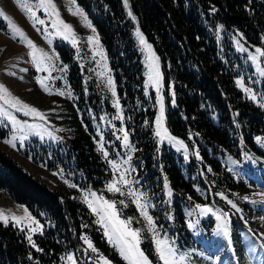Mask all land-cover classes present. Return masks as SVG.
<instances>
[{"label":"rangeland","instance_id":"374dc122","mask_svg":"<svg viewBox=\"0 0 264 264\" xmlns=\"http://www.w3.org/2000/svg\"><path fill=\"white\" fill-rule=\"evenodd\" d=\"M122 4L133 22L131 36L140 56L143 95L153 101L146 107L155 110L156 145L169 151L184 177L194 181L199 176L204 184L192 188L197 198L176 196L164 174L146 168L129 135L106 51L75 0H51L55 10L47 0H0V150L47 188L58 191L61 200L69 198L85 207L90 216L80 249L65 251L61 263L129 264L115 242L113 222L106 215L112 209L103 203L108 201L118 220L130 221L128 228L138 230L139 248L150 264H164L157 241L163 242L162 249L172 250L170 264H264V134L253 136L250 147L238 139V157L214 156L232 178L228 188L217 185L207 165L201 169L195 144L188 146L168 131L163 138L157 136L158 129H166L164 114L157 124L162 104L159 62L128 0ZM59 48H65L62 54ZM232 48L239 59L234 88L264 114V55L256 51L264 52V36L259 45L234 38ZM23 105L39 115L25 114ZM114 181L120 191L108 190ZM0 212L8 218L6 224L0 223L16 227L31 246L36 235L52 227L1 189ZM93 226L101 238H95Z\"/></svg>","mask_w":264,"mask_h":264},{"label":"trees","instance_id":"16d2710c","mask_svg":"<svg viewBox=\"0 0 264 264\" xmlns=\"http://www.w3.org/2000/svg\"><path fill=\"white\" fill-rule=\"evenodd\" d=\"M75 1L90 18L106 51L129 135L146 168L164 174L176 196L197 198L192 188L202 186V179L184 177L169 151L156 145L152 133L155 110L149 112L146 107L153 101L143 95L140 56L131 36L133 22L125 14L122 0ZM128 2L159 62L167 131L188 146L195 144L203 162L201 169L207 165L217 185L232 187V178L214 156L238 157V139L250 147L253 136L264 134L263 112L234 88V67L239 59L232 41L239 38L247 45L260 44L264 0ZM63 49L59 48L61 54ZM0 189L25 204L34 216L52 223L34 237V246L16 227L0 223V264H62L65 251L80 249V236L89 232L91 224L85 207L69 198L61 200L58 191L23 171L1 150ZM98 230L92 231L95 238H101ZM101 244L111 251L103 240Z\"/></svg>","mask_w":264,"mask_h":264},{"label":"snow or ice","instance_id":"6c2138e0","mask_svg":"<svg viewBox=\"0 0 264 264\" xmlns=\"http://www.w3.org/2000/svg\"><path fill=\"white\" fill-rule=\"evenodd\" d=\"M47 2L49 5H51V0H47ZM125 2H126V0H125ZM41 3H44V0H41ZM51 6H52L53 10H55L54 5H51ZM40 23H43V21H40ZM64 27L69 28V31H70V27L68 25H64ZM16 31L19 32L20 30L17 28ZM21 35H22V33H21ZM137 35H140L139 32H137ZM140 42H141V44L145 43L142 36H141ZM29 44H31V42H29ZM256 51L258 53H260L261 55H264V52H261V50L259 48H257ZM253 59H255V57H253ZM149 79H152V77L150 76ZM0 88H2V86H0ZM113 95H115V92H113ZM17 103H19V101H17ZM13 106H15V105H13ZM23 107L27 108V112L25 114L34 113L36 115H39V113H37L35 109L29 108L27 105H23ZM160 110H161V117H159L157 120L158 125L161 123L162 118H163V105L162 104H161ZM41 118H43V117H41ZM156 135L163 138V136L167 135V130L163 129L161 131L158 129L156 132ZM169 138H171V137H169ZM257 139L259 140V138H257ZM127 140H128V134L125 132V134H124L125 143H127ZM105 156H107V153H105ZM120 179H121V181H124L123 176H121ZM124 182L127 183V181H124ZM165 187H167V185H165ZM108 190L109 191H120L119 188L115 187V181L113 182V184L109 185ZM92 195L95 196V193H92ZM169 195H171V192H169ZM103 203L107 209H112V211L107 212L106 215L108 216V219L113 222V229H114L113 234L116 237V241H115L116 244L121 245V247L119 248L121 256H123V258L125 260H128L129 264H150L148 257L145 256L144 252L141 251V249L139 248L140 241L138 238V230H131L128 228V224L130 223V221L118 220L116 218V212L114 210V206L112 203H110L108 201H104ZM91 206H92L91 203H89V207H91ZM138 207H143V206L138 205ZM197 208H200V205H197ZM93 210L95 211V209H93ZM206 211H210V209L201 208V212H206ZM143 215L149 221V224H152V218L147 215L146 211L143 213ZM7 219L8 218L6 216H4L3 212H0V220H3L6 224ZM13 219L16 220L17 218L13 217ZM103 219H104V217H101V221H98V222H102ZM17 222H18V220H17ZM32 231H36V229H32ZM105 235H108L107 231L105 232ZM29 240L31 241V237H29ZM109 240H110V242H112L111 237H109ZM88 243H89V247H91V243L90 242H88ZM162 243H163L162 241H157V249L156 250L159 254V258H160V260H162L164 262V264H170L169 256H170L172 250L171 249H167V250L162 249L160 246ZM93 251H95V249H93ZM69 259H72V257L70 256ZM101 259H103V258H101ZM104 264H109V262L107 260H105Z\"/></svg>","mask_w":264,"mask_h":264}]
</instances>
